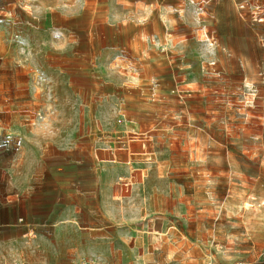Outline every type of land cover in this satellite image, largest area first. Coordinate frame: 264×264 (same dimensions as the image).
Wrapping results in <instances>:
<instances>
[{
    "label": "rangeland",
    "instance_id": "rangeland-1",
    "mask_svg": "<svg viewBox=\"0 0 264 264\" xmlns=\"http://www.w3.org/2000/svg\"><path fill=\"white\" fill-rule=\"evenodd\" d=\"M84 259L264 264V0H0V264Z\"/></svg>",
    "mask_w": 264,
    "mask_h": 264
},
{
    "label": "crops",
    "instance_id": "crops-1",
    "mask_svg": "<svg viewBox=\"0 0 264 264\" xmlns=\"http://www.w3.org/2000/svg\"><path fill=\"white\" fill-rule=\"evenodd\" d=\"M107 142H106V147L101 149L100 151V156L103 157L102 160L108 161V162H113V160H115L118 152L122 153V155H124V157H126V159H137V157L135 155H137L138 150L141 149L142 147V140H131L129 142H126L125 145L123 147H120L118 150L115 149L112 145L115 142V139H111L110 137L107 138ZM57 150H59L60 152H57L54 156L55 159H58L60 161H67V152H66V148H62V147H57ZM132 150L134 153L131 155L129 153H127L126 151ZM118 151V152H117ZM132 156V158H131ZM110 165V164H108ZM57 176V175H56ZM63 174H60L59 177L60 179H62ZM65 181L68 180L67 176H65ZM60 183H62V181L60 180Z\"/></svg>",
    "mask_w": 264,
    "mask_h": 264
},
{
    "label": "built area",
    "instance_id": "built-area-1",
    "mask_svg": "<svg viewBox=\"0 0 264 264\" xmlns=\"http://www.w3.org/2000/svg\"><path fill=\"white\" fill-rule=\"evenodd\" d=\"M78 264H100V263H98L95 260H86V259H84V260H81Z\"/></svg>",
    "mask_w": 264,
    "mask_h": 264
}]
</instances>
